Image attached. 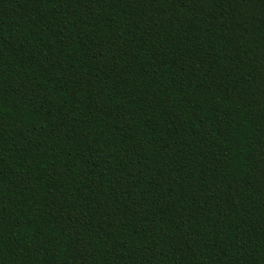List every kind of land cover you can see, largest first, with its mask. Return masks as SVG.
<instances>
[{"label": "trees", "instance_id": "1", "mask_svg": "<svg viewBox=\"0 0 264 264\" xmlns=\"http://www.w3.org/2000/svg\"><path fill=\"white\" fill-rule=\"evenodd\" d=\"M0 264H264V0H0Z\"/></svg>", "mask_w": 264, "mask_h": 264}]
</instances>
